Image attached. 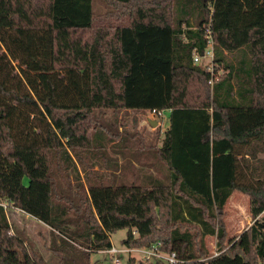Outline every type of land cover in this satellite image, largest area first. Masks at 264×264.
<instances>
[{
	"label": "trees",
	"instance_id": "16d2710c",
	"mask_svg": "<svg viewBox=\"0 0 264 264\" xmlns=\"http://www.w3.org/2000/svg\"><path fill=\"white\" fill-rule=\"evenodd\" d=\"M108 1L120 9L96 24L93 0H0V264H50L8 206L48 226L60 264H88L123 228L125 247L158 241L191 259L215 236L222 251L198 264H264V0ZM207 29L212 70L193 62ZM96 109L167 110L165 174L117 181L109 156L107 176L90 172L113 147L106 127L88 132ZM233 191L254 221L224 249Z\"/></svg>",
	"mask_w": 264,
	"mask_h": 264
},
{
	"label": "rangeland",
	"instance_id": "374dc122",
	"mask_svg": "<svg viewBox=\"0 0 264 264\" xmlns=\"http://www.w3.org/2000/svg\"><path fill=\"white\" fill-rule=\"evenodd\" d=\"M167 1V0H165ZM120 9L117 5L108 0H93V11L96 16V24H105V16L110 15L113 11ZM104 17L101 19V17ZM113 16L109 18L111 22ZM208 60L202 58L199 63L203 68L208 66ZM212 65V63H211ZM212 70V66H210ZM222 70L217 71V75ZM168 111L164 110L161 115H154L149 110H118L113 112L109 109H96L92 112L90 118L85 123L88 128V132L96 130L104 131V128L110 131L111 140L113 139V147H108L107 152L97 149L98 159L93 165H89L87 169L90 172H98L101 177L107 176V168L105 167L108 161L107 156L111 158L110 163H114L116 166H120V172L116 173L117 181H130L136 173H149L154 176L160 177L165 174L166 168L162 161L156 158L155 149L160 146L161 139L163 137V131L168 125ZM150 120H155L156 124L153 126L150 124ZM133 137L131 138V135ZM127 138L126 142L117 143L121 138ZM120 144L123 145L122 152ZM91 146H89L90 148ZM149 147V148H148ZM102 152V153H101ZM135 153L131 156L129 153ZM85 164H89L93 159L89 151L83 153ZM260 157H264V152L259 153ZM80 168L81 166L78 165ZM62 169H59V177L63 185H74L73 171H70L68 180L61 175H65ZM80 177L84 180L83 171H79ZM137 178V177H136ZM248 195L240 191H233L228 197L224 207V224L226 228V237L223 243L224 249L232 248L233 243L238 239L240 233L247 229L254 221L248 208ZM6 215L8 221L12 226V230L20 234L31 247L36 249L42 257L50 264H60V259L52 254L48 249L49 240V228L46 224L41 223L33 217L27 216L19 209L8 206L6 207ZM264 217V212L259 215V218ZM126 235V228L118 229L110 234L111 245L116 248H122L121 240ZM231 238V242H227ZM204 247L207 250L206 256H198L191 259L184 257L187 260L186 264H198L203 261L206 262L209 258L220 254L222 250H219L216 245L215 236H205ZM142 253L138 251L131 252V255L135 257V260L141 256ZM125 258L122 256L120 264H126ZM77 259H80L79 256ZM153 262L150 259V263ZM88 264H115L112 263L106 253V250H98L91 252L89 255Z\"/></svg>",
	"mask_w": 264,
	"mask_h": 264
},
{
	"label": "built area",
	"instance_id": "2783aa9c",
	"mask_svg": "<svg viewBox=\"0 0 264 264\" xmlns=\"http://www.w3.org/2000/svg\"><path fill=\"white\" fill-rule=\"evenodd\" d=\"M207 39V47L206 49L198 54L195 53L193 57V62L194 63H199V61L202 58H206L208 60V66L206 68L208 70H211L210 66L212 63V57H213V51H212V39H211V33L207 29L206 30V35ZM209 83H212L210 80ZM150 113L154 115H161L163 111H157L155 109L149 110ZM135 233V231H133ZM161 243L160 242H155L151 246H144V247H125L123 246L122 248H116L115 246L111 245L108 249H106V253L108 254L109 259L111 260L112 263L115 264H120L122 261V256L125 255L128 257H133L131 255V252L133 251H138L141 254V256L136 259V262H143V263H150V259L153 260L151 263H159V264H185L187 260L185 258L180 257L175 250L171 251H164L161 250L160 248ZM125 258V260L127 259Z\"/></svg>",
	"mask_w": 264,
	"mask_h": 264
},
{
	"label": "water",
	"instance_id": "95a60500",
	"mask_svg": "<svg viewBox=\"0 0 264 264\" xmlns=\"http://www.w3.org/2000/svg\"><path fill=\"white\" fill-rule=\"evenodd\" d=\"M150 124L154 126L156 124L155 120H150Z\"/></svg>",
	"mask_w": 264,
	"mask_h": 264
},
{
	"label": "crops",
	"instance_id": "0c3cea01",
	"mask_svg": "<svg viewBox=\"0 0 264 264\" xmlns=\"http://www.w3.org/2000/svg\"><path fill=\"white\" fill-rule=\"evenodd\" d=\"M168 125H166V127H167ZM27 215V214H26ZM27 216H29V215H27ZM39 221V220H38ZM41 222V221H40ZM42 223V222H41ZM44 224V223H43Z\"/></svg>",
	"mask_w": 264,
	"mask_h": 264
}]
</instances>
